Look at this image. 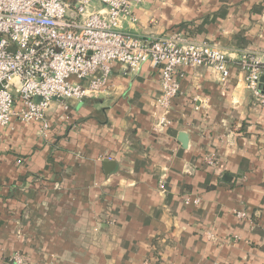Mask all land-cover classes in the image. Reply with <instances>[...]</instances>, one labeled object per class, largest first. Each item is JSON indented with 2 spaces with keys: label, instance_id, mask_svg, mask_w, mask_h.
I'll return each instance as SVG.
<instances>
[{
  "label": "crops",
  "instance_id": "obj_1",
  "mask_svg": "<svg viewBox=\"0 0 264 264\" xmlns=\"http://www.w3.org/2000/svg\"><path fill=\"white\" fill-rule=\"evenodd\" d=\"M122 30L215 44L230 77L179 70L166 114L158 71L115 63L104 93L52 103L50 139L14 118L0 130V264H264V105L237 65L264 52V0H141Z\"/></svg>",
  "mask_w": 264,
  "mask_h": 264
},
{
  "label": "built area",
  "instance_id": "obj_2",
  "mask_svg": "<svg viewBox=\"0 0 264 264\" xmlns=\"http://www.w3.org/2000/svg\"><path fill=\"white\" fill-rule=\"evenodd\" d=\"M163 1V0H160ZM141 0H0V130L16 118L38 124L45 139L52 135L49 118L54 101L97 97L109 86L112 66L121 64L138 75L150 64L159 73L158 105L166 114L180 95L177 78L184 68H209L225 84L231 57L215 44L190 41L173 33L143 40L122 30ZM237 65L245 87L264 105V52L245 51ZM171 124L162 117L155 129ZM214 165L213 159H206ZM187 197L186 205L200 204ZM245 218V213H239ZM209 236V234H207ZM13 264H27L22 253Z\"/></svg>",
  "mask_w": 264,
  "mask_h": 264
},
{
  "label": "water",
  "instance_id": "obj_3",
  "mask_svg": "<svg viewBox=\"0 0 264 264\" xmlns=\"http://www.w3.org/2000/svg\"><path fill=\"white\" fill-rule=\"evenodd\" d=\"M261 82L264 83V76L261 77ZM188 135L182 133L180 135V141L181 143L183 144L184 147L187 146L188 144ZM104 167H105V171L107 174L111 173L112 171L115 170V167H116V164L113 162V161H110V160H106L104 162Z\"/></svg>",
  "mask_w": 264,
  "mask_h": 264
}]
</instances>
